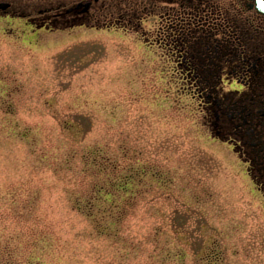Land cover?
<instances>
[{
    "label": "rangeland",
    "instance_id": "374dc122",
    "mask_svg": "<svg viewBox=\"0 0 264 264\" xmlns=\"http://www.w3.org/2000/svg\"><path fill=\"white\" fill-rule=\"evenodd\" d=\"M162 55L0 18V264H264V197ZM104 158L118 199L91 194Z\"/></svg>",
    "mask_w": 264,
    "mask_h": 264
},
{
    "label": "flooded vegetation",
    "instance_id": "af4514ba",
    "mask_svg": "<svg viewBox=\"0 0 264 264\" xmlns=\"http://www.w3.org/2000/svg\"><path fill=\"white\" fill-rule=\"evenodd\" d=\"M8 17L35 32L134 29L163 54L161 74L182 78L204 127L264 197V0H0Z\"/></svg>",
    "mask_w": 264,
    "mask_h": 264
},
{
    "label": "trees",
    "instance_id": "16d2710c",
    "mask_svg": "<svg viewBox=\"0 0 264 264\" xmlns=\"http://www.w3.org/2000/svg\"><path fill=\"white\" fill-rule=\"evenodd\" d=\"M101 163H102V169L95 176H93V174L91 172L89 175V178H88L90 180L89 185H91V186H89V188L91 190L94 188L91 191V194L92 195L94 194V196H95L98 193L103 194L104 192H106V194L108 196L115 197L116 199H118V192H121V190L117 189L111 185V180L113 177V176H111V174L115 176V179H117L118 177L120 178L122 173H120V176H119L118 174H116L115 172L112 171V170H115L114 168L111 171H109L108 166L110 163L105 158L101 161ZM94 164L96 166V162ZM111 166H113V165H111ZM94 177H98V180L102 181V182L99 185H95L93 182ZM89 206L93 209L96 208V205L93 204V202H89ZM126 208H128V206H126V205H123L122 207L119 208V204H118V205L111 206L110 209L106 212L108 214L116 215L115 220L118 222V221H120V219H123L128 214L129 208L128 209H126ZM116 210L119 212V214L116 212ZM122 210H124V212L120 213V211H122Z\"/></svg>",
    "mask_w": 264,
    "mask_h": 264
}]
</instances>
